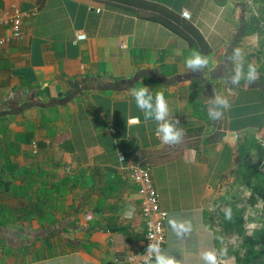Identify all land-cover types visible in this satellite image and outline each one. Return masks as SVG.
I'll use <instances>...</instances> for the list:
<instances>
[{
	"label": "crops",
	"instance_id": "crops-1",
	"mask_svg": "<svg viewBox=\"0 0 264 264\" xmlns=\"http://www.w3.org/2000/svg\"><path fill=\"white\" fill-rule=\"evenodd\" d=\"M139 1L164 6L183 25L171 28L128 0H0V10L37 9L24 38L0 49V172L11 182L9 190L0 184V232L23 233L22 247L1 251L0 264H124L144 239L141 195L128 173L141 155L169 214L162 252L177 264L219 254L210 216L235 177L240 142L264 135L258 78L231 83L234 49L245 53V73L253 65L244 11L234 0ZM78 32L87 39L76 41ZM194 52L209 59L196 72L185 64ZM142 85L162 93L178 127L191 132L182 146L163 144L144 120L131 96ZM215 95L231 104L217 124L207 115ZM63 177L61 192L48 193ZM173 219L190 231L177 235Z\"/></svg>",
	"mask_w": 264,
	"mask_h": 264
},
{
	"label": "rangeland",
	"instance_id": "rangeland-1",
	"mask_svg": "<svg viewBox=\"0 0 264 264\" xmlns=\"http://www.w3.org/2000/svg\"><path fill=\"white\" fill-rule=\"evenodd\" d=\"M234 1L241 5L246 23L264 32V0ZM258 31H253L256 33L251 32L248 35L247 47V54H253L251 60L257 68V78L260 74L258 67L261 64L264 65V46L261 45L264 41V34H259ZM258 139L264 146V135ZM250 159L264 170V159L261 162L256 151H253ZM237 175L236 170V173L232 174L235 177L230 183L222 186L213 217L210 216L212 225L218 227L220 231L221 246L218 250L219 252L221 249L227 250L224 256L218 254L219 264H264V256L253 259L250 263L245 262L248 245L256 247L264 245V206L260 198L257 199L255 205L248 202L251 190L244 184L242 178H237ZM0 193H3V190H0ZM228 209L231 210V219L226 218ZM14 230L11 226L0 232V252H11L13 249L22 247L23 241L19 238L23 233L14 232ZM31 239L33 248L37 244L40 246L38 240Z\"/></svg>",
	"mask_w": 264,
	"mask_h": 264
},
{
	"label": "clouds",
	"instance_id": "clouds-1",
	"mask_svg": "<svg viewBox=\"0 0 264 264\" xmlns=\"http://www.w3.org/2000/svg\"><path fill=\"white\" fill-rule=\"evenodd\" d=\"M229 59L235 66L234 74L231 76V83L233 85H238L241 80H246L248 83L255 82L257 78V68L249 64L247 73H245V53L240 48L234 49ZM208 63V57L198 52L192 53V55L185 60L186 67L192 72L200 71L205 68ZM131 96L135 101L137 109L143 113L144 120L155 122V134L163 144L175 145L183 140L185 131L178 127L180 124L179 120L171 117L168 101L162 93H154L148 86L142 85L139 88L135 86L132 87ZM230 107V101L226 96L215 95L208 102V118L213 121L222 119L224 110ZM226 218L231 219L230 209L226 210ZM169 224L177 235L188 232L191 228L190 224L186 225L185 222H178L174 219L170 220ZM147 252L155 253V264H177L174 258L163 253L155 244L150 243ZM226 253V249H221L219 256H224ZM202 259L204 264H218V254L215 251H205L202 254Z\"/></svg>",
	"mask_w": 264,
	"mask_h": 264
},
{
	"label": "built area",
	"instance_id": "built-area-1",
	"mask_svg": "<svg viewBox=\"0 0 264 264\" xmlns=\"http://www.w3.org/2000/svg\"><path fill=\"white\" fill-rule=\"evenodd\" d=\"M36 13V8L23 10L17 4H14L8 11L0 10V28L6 31L0 37V49L12 40H22L24 38L25 19ZM182 15L185 18L190 16L188 12H183ZM86 39L87 35L84 32H78L76 41ZM121 159L124 160L125 157L121 156ZM128 173L131 180L139 188L142 206L141 216L145 225V232L142 245L128 255L124 264H151L155 261V253L147 252V248L152 243L163 251L166 242V222L169 214L161 207L151 166L146 163L133 162L128 168Z\"/></svg>",
	"mask_w": 264,
	"mask_h": 264
},
{
	"label": "trees",
	"instance_id": "trees-1",
	"mask_svg": "<svg viewBox=\"0 0 264 264\" xmlns=\"http://www.w3.org/2000/svg\"><path fill=\"white\" fill-rule=\"evenodd\" d=\"M132 2L133 4H136L138 7H143V4L147 5V9H149L150 14H148L149 18L155 19L157 21L163 22L164 24L168 25L171 28L177 29L180 25H183V22H181L180 17L174 13L166 9L164 6H161L157 3H143L139 0H128ZM258 31V28L252 26L251 24L246 23L244 28V35H249L251 32L254 34ZM259 34H264L262 30L258 31ZM262 46H264V41L261 43ZM253 55V54H252ZM251 54L248 55V59L251 60L252 57ZM260 59V58H259ZM253 62V61H252ZM255 65V64H253ZM260 74L258 76V83L262 90L264 91V65H260L258 67ZM264 95V92H263ZM217 124V120L214 121ZM7 129V124L3 125L2 131ZM186 136H191V132H185V135L183 138H186ZM223 136V133L215 132L213 135L214 139H218ZM178 145V147L182 146L183 143L175 144ZM175 148L172 146L159 152L158 158H163L165 156H168L171 152H173ZM253 151H256L260 157V161L262 162L264 159V146L262 145L261 141H259L258 138H256L254 135H246L240 142V148H239V163L237 168V178H242L244 184L251 190L249 203L255 205L257 203V199L260 198L263 202L264 206V170L262 168L252 162L250 159L251 154ZM145 155H141L136 158L135 162L140 163H147L146 162ZM15 171V168L13 169ZM12 170L13 173L14 171ZM61 182L53 183L51 184L50 189H48V193H51L53 191L61 192V188L68 182V179L63 177ZM10 181H5L3 177V173L0 172V184H3L6 186V189H10ZM42 190H40L41 192ZM54 220V219H53ZM264 241V238H263ZM85 248V245H83ZM261 256H264V245L260 247H256L255 245H248V250L246 253L245 262L250 263L253 259L259 258Z\"/></svg>",
	"mask_w": 264,
	"mask_h": 264
}]
</instances>
